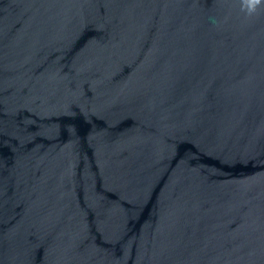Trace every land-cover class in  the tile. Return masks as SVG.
<instances>
[{"label":"water","instance_id":"obj_1","mask_svg":"<svg viewBox=\"0 0 264 264\" xmlns=\"http://www.w3.org/2000/svg\"><path fill=\"white\" fill-rule=\"evenodd\" d=\"M0 264H264V0H0Z\"/></svg>","mask_w":264,"mask_h":264}]
</instances>
